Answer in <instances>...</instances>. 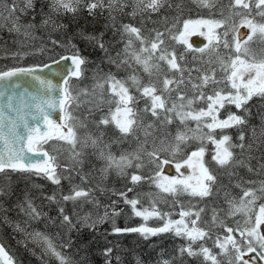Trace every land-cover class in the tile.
I'll return each mask as SVG.
<instances>
[{
	"label": "trees",
	"instance_id": "1",
	"mask_svg": "<svg viewBox=\"0 0 264 264\" xmlns=\"http://www.w3.org/2000/svg\"><path fill=\"white\" fill-rule=\"evenodd\" d=\"M4 1L8 2L7 8L11 6L12 1L15 2L16 11L14 14H20V16L17 15L18 23L23 29L17 31L13 24L1 26L0 70L10 67L40 65L63 53L78 50L79 54L86 59V63L83 67V75L75 81L83 89H89V87H85V82L88 80L85 73H89L85 71V67L87 70L97 69V71H93L98 73L110 72L111 76L116 73L120 80H127L132 73L136 74V71L121 64V55L118 52L124 43L123 26L130 24L139 28L141 35L146 34L150 39L155 38L159 29L163 30L165 39L168 40L166 41L167 51L175 53L176 60L181 66L182 75L180 71L176 75L177 80L187 78V70L193 60V56L190 54L193 51L182 52L185 50L183 44L174 40L176 45H173L172 36L177 33V29H180L184 20L192 19L197 15L196 7L193 8L195 4L192 1L194 0H166L158 12L139 11L137 0H119L111 10L108 7L97 8L91 13L86 7L90 0H81L75 13L65 12L63 9L54 11L51 7V0H33L31 8L26 7L24 0ZM105 3L107 4V0ZM219 3H221L219 6H222V9L220 10V7L217 6L213 10L222 12L225 9L224 4H228L229 0H223ZM216 5L214 3L212 7ZM134 10L136 11L135 15H133ZM45 19L48 20L46 25L42 23ZM24 31L29 33V38L22 36L21 33ZM90 37L96 39H90ZM53 41L58 43L53 44ZM99 43H102L104 48H100ZM41 48L44 51H38ZM29 50L34 53L24 58L19 56V54L23 55L22 52ZM181 56L183 59L180 58ZM108 57L112 59L105 60ZM171 76L173 75L170 74L169 77ZM129 88L133 89L132 86ZM83 89L81 92H84ZM100 93L101 90L95 88L94 92L88 96L91 106H85V109L90 118L97 117L98 114L108 109L104 106L106 102L100 100ZM92 96L93 99H90ZM259 105L263 106L264 104L262 102ZM108 106L110 105L108 104ZM86 126L89 128L88 125ZM101 128L103 127H92L90 134L94 135L97 140H103L110 147V151L118 152L121 146L123 148L128 146V149L124 151L130 152V144L136 146L129 140V136L132 134H121L116 132L114 128H110L109 125L105 132ZM151 130L142 129L133 135L137 137V141L140 143L144 140L156 142L157 134L153 137L147 136ZM101 132L105 134H100ZM254 133H256L255 129L253 132H244L242 144L250 146L251 143H256L253 145L259 146L261 150L257 151L256 155L258 153L264 155V139L259 140L255 136L252 137ZM232 134H237V132H232ZM239 141L237 134L235 142L239 144ZM237 147L231 151L233 150V153L240 155L243 149ZM43 148L51 156H54L59 164L57 167V175L60 178L59 185L52 183L42 174L14 171L0 173V212H8L7 217L11 219V221L0 222V242L16 264H59L55 257L44 254L42 247L32 237L34 232L50 235L57 250L69 260L70 264H162L163 261H169L170 264H212L211 261H205L202 255L189 256L186 252L181 255L180 249L186 248L189 242L184 241V235L178 236L174 231L155 236L150 235L147 238L139 232H115L114 228H136L142 225L157 228L163 225L161 218L150 217L145 221L143 217L134 215L131 206L125 203V198L120 195L121 192L126 193L128 199L137 198L140 201L137 205L138 209H150L152 200H155V206L161 213H174L180 207L193 210L195 219L194 214L199 213L197 227H201L208 235L204 239L192 243L193 249L199 251L201 246L211 247L212 254L217 257L220 264H228L229 258L221 253L215 245V241L217 238L223 241V237L228 235L223 225H232L233 218L228 217L223 223L217 224L213 217H219L224 213L226 201L232 197L231 195L237 196L236 192L239 191L237 185L241 186L251 178L249 171L255 168L256 162V160L253 161V158L247 162L246 159H243L246 157L236 156L229 165H214L216 167L212 166L211 163L207 165L208 160L205 159V166L216 177V180L211 183L210 195L198 197L175 193L165 195V199H160L158 194L154 193L155 190L148 187L144 179L138 186L125 182L124 185L120 186L121 188H112L109 180L98 182L90 178L91 180L87 181L83 178L84 173L88 171L87 164L82 161L83 154L71 160L70 167L64 162L69 148L74 149L70 144L66 146L64 142L53 139L43 145ZM65 168L72 172L77 171L76 178H73L74 173L71 172L69 174L71 177L67 179V175H64L67 172ZM151 173L142 175L137 171V175L144 178H148ZM244 176H248L249 179H244ZM74 188L88 191L89 196L79 198L75 202L64 201L62 197L69 195ZM129 188L132 191L129 192ZM21 189L22 191L27 190V194L33 195V197H35L34 194L41 195L44 203L48 201L47 204L43 205V208L38 206V210L36 209L40 213L38 217L28 216L27 202L29 201L16 198V191ZM54 190L59 196L57 199L54 198L55 200L52 202L49 199ZM147 192L151 195L148 196ZM93 197L96 199L94 200ZM261 203H264V198ZM109 207L113 208V212L105 218V209ZM61 208L64 210L63 215L70 217L72 227L62 224ZM217 210H221V214H217ZM100 212L105 218L103 221L99 220L102 217L99 216ZM84 217L89 218V224L94 222V227L83 224L82 219ZM109 249L110 252L107 251Z\"/></svg>",
	"mask_w": 264,
	"mask_h": 264
},
{
	"label": "snow or ice",
	"instance_id": "2",
	"mask_svg": "<svg viewBox=\"0 0 264 264\" xmlns=\"http://www.w3.org/2000/svg\"><path fill=\"white\" fill-rule=\"evenodd\" d=\"M119 0H90L86 4L89 12L97 8L108 7L110 10L115 7ZM139 11L141 12H158L161 7L164 6L166 0H137ZM195 3L202 7L211 8L216 0H194ZM254 2V7L259 10L256 14L264 18V0H232L231 7L236 10L234 15L240 16V24H233L231 26V31L234 33L235 42V55L234 58H230V63H227L224 70L226 71V79L231 84V90L226 94L221 91H215L213 95H205L202 91L195 99L205 101L207 107L200 108L196 110H185L191 109L194 103L193 99H187L183 95L176 98L179 103L173 101L171 107H168L169 97H164V93H170L173 89L169 88V85L173 83V80L164 78L162 81V88L160 90L161 94H157V87L155 84L149 83L147 85H141L140 81L136 76H131L129 79L132 81L133 87L136 88L138 92L141 93V98L145 99V108L143 111L151 112L153 117L159 118L161 114L164 115L165 122L171 123L172 118L168 116V113H174L178 117L181 123L186 122L191 119L197 121V126L199 129L200 123L203 118H211L210 123H206L205 127L209 129L207 138L216 144V154L212 157L221 166L229 165L234 160V154L230 150L235 147L230 142V137L228 135H223L221 139L217 140L212 135V131L219 129H226L234 125H243L245 123V118L241 115L235 113H229L226 119H218L217 113L220 108H224L225 104L234 105L236 109H243L245 112L248 111L247 105L252 98L261 97L264 98V59L256 61L253 59L252 62L242 59L239 53L241 50L245 54L248 53V48L245 46L248 41L253 39V35L259 34L262 41H264V23H256L254 19H250L249 16L252 12V6ZM27 8H31L33 5V0H24ZM81 0H51V7L54 11H59L63 9L65 12L75 13L78 10ZM243 9L247 11V15L239 11L238 9ZM9 17H11L15 11V3L8 7ZM24 11V9H21ZM136 14L134 10L133 15ZM2 16V13H0ZM43 24H47L48 20L42 21ZM226 22L224 20H211V19H197L191 20L186 19L183 21V30L177 29L178 35L172 36L173 40L178 41L182 44H187V34L190 28L193 27H204L207 28V35L209 43L213 41H219L220 37L215 32V29L225 26ZM246 25L247 28L251 29V34L242 44L238 35L239 27ZM15 30L19 31V25H15ZM124 32L130 37L134 36L140 41L142 47L139 52H133L132 56L137 64L143 66L144 71L148 72L149 75L152 73V69H159V62H166L170 69H180L179 64L176 62V56L174 52L169 53L167 49H161L159 55H156L160 46L163 45L164 41L161 39L163 35L157 32L155 38L151 41L145 39L141 36V31L139 28L132 25H124ZM203 34V33H202ZM228 31L224 32V36L227 37ZM90 39H96L95 37H90ZM58 42L53 41V44ZM224 47L229 48L230 44L227 39L223 41ZM132 40L129 39L128 44L125 46V52L131 48ZM100 48H104L102 43H99ZM74 47V46H73ZM191 48V45H188ZM202 51V50H201ZM146 54V55H145ZM183 59V56L180 57ZM59 60H71V66L65 65L62 69L63 72V83L64 87L59 88L57 84H54L51 79L42 77L37 73V69L40 65L30 66V67H10L4 70H0V81H10L14 77H19L21 75H28L37 81L40 85V89L37 93L29 94V98H25L23 94L19 96V106L16 103L17 97L13 94H8L7 91H0V173L6 170H11L14 172L22 173H35L43 174L52 183L59 185L60 178L57 175V164L56 158L50 156L47 151L43 150V145L47 144L50 140L58 139L67 141L73 148L77 144L76 134L73 127L69 126L67 122L71 121L73 118L68 111L69 106L76 100V97L72 95L70 85V78H79L82 75V66L86 63V59L79 54L76 50L71 56H60ZM59 60H53V63L60 67ZM153 60L156 63H153ZM114 62V61H113ZM126 62V61H125ZM223 63V62H222ZM43 67L47 68L48 65L44 64ZM230 70V71H229ZM217 83L213 76H204L202 79V85H207L209 82ZM177 83H183V80L177 81ZM126 82L116 79L114 76L109 75L107 78L98 82L95 86L101 90V94L107 86V90L111 96L109 104L115 103V110L109 108V112L106 116L102 117L98 122L99 125H109L115 124L121 133L128 134L133 131V126L136 125L137 111L134 108L136 102V97L129 93V88L125 86ZM13 87H18L13 85ZM194 89H200L201 85L193 84ZM234 90V91H233ZM55 92V96L53 93ZM186 101V103H185ZM59 108L65 113L63 120L66 121L64 124H58L55 119H53V110ZM44 128H42V125ZM67 128V132L63 131ZM194 139H202V137H193ZM188 139V136L184 132H177L174 140V144H169L166 148L161 147L155 149L148 153L150 159L156 164L157 168H160L161 164L158 160L160 152L170 151L173 155L180 151V145ZM240 140H244L243 134L240 136ZM91 143L93 146L97 145V139H92ZM163 143V142H162ZM243 149L244 145H239ZM204 147H200L197 151L191 153L188 158L183 162L189 167H193V158H196L195 167L199 168V175L196 177V182L189 183L190 178L186 179H176L162 177L159 171L150 177L152 183L163 193L175 194L177 192H187L191 196L205 197L211 194V183L216 180V177L212 175L207 167L204 166L202 162V157L204 155ZM43 153L42 157L39 159L34 158L33 155H39ZM74 158H78L80 153L74 152ZM100 156L108 162V167H115V169L124 174L126 167L132 165V160L127 156H121L119 160L114 158L111 154L105 155L101 151ZM133 159H139L138 155H134ZM137 168L140 167L139 164L136 165ZM181 164L176 165V169L179 172ZM144 177L132 174L130 176L131 182L135 185L143 180ZM240 187V185H237ZM128 191H132L131 188ZM259 193V195H258ZM121 196L125 198V203L131 206L134 215L138 217H143L147 221L150 217H158L164 219L168 214H163L156 208V201L152 200L150 209H138L137 205L140 201L136 198L128 199L127 194L124 192L120 193ZM89 192L84 189L74 188L71 190L69 195L62 197L64 201H77L79 198H87ZM264 198V181L261 182L259 189L247 188L243 190L242 196L239 199L230 200L229 203V215L235 216L237 213H242L245 217L243 225L237 222L238 226L233 229L231 227L227 228L226 231L228 235L225 236L224 240L221 241L219 238L215 241V245L220 249L221 253H229V245L231 249L234 250V255L229 259L228 264H249L248 260L244 259V251L246 248L248 253H254L257 251V247L260 251V259L264 260V234H261V225H264V203L259 205V211L255 213V219L253 221V205L258 199ZM50 199H54L51 197ZM63 208L60 209L62 214V224L69 225L72 227V222L69 216L63 215ZM27 214L36 218L40 215L36 208L27 202ZM193 213L181 210L179 213V220L168 219L161 227L149 228L146 226H140L136 228H114V231L119 232H139L145 238L148 236H155L160 233H166L174 230L176 235H186L190 241L187 248H181L180 253L183 255L185 252L189 256H199L202 255L205 261H211L212 264H220L217 257L212 254L211 250L201 246L199 251H195L192 247V243L197 240L204 239L208 233L203 229L197 227V221L199 220V213H195L196 219L186 220ZM107 217V212L105 213V218ZM103 219V218H101ZM215 220V216L213 217ZM89 218L84 217L82 223L94 227V222L92 224L88 223ZM189 223L191 227H189ZM234 231L239 232L242 240H237L232 233ZM33 239L37 244H39L44 254L51 257H55L59 264H70L69 260L57 250L54 242L50 237L41 232H34L32 234ZM110 252L111 250H107ZM255 258H253L254 264ZM0 264H14L11 256L5 251L3 245H0ZM162 264H170L169 261H163Z\"/></svg>",
	"mask_w": 264,
	"mask_h": 264
},
{
	"label": "rangeland",
	"instance_id": "3",
	"mask_svg": "<svg viewBox=\"0 0 264 264\" xmlns=\"http://www.w3.org/2000/svg\"><path fill=\"white\" fill-rule=\"evenodd\" d=\"M14 1H17V0H14ZM220 1H223V0H216L215 3L217 5L213 6L211 8L202 7L199 4L192 1L195 4L193 6V8L196 7V14L197 15L194 18H192L191 20H197V19L224 20L226 22V24H225V26H222L220 28L215 29V32L219 35L220 40L218 42L213 41L212 43H209V40H208V43L205 45L206 47L204 46V49H201L202 51L201 50H192L191 48L188 47L189 43L183 44V47L185 50H183L182 52L189 53L190 51L191 52L193 51L190 54L193 56V60L191 61V66L187 70L188 71L187 78L185 80H183V83H177V81H179V80H177L176 75H178L180 73V71H178L176 69H170L169 65L166 62H159V65H160L159 69L153 68L151 75H149L148 72H145L143 66L140 64H137L135 59L132 56V53L134 51L139 52V49L142 47L140 41L137 40L134 36L130 37L127 33H125L124 43L121 46V50L118 52L121 55V58H120L121 64L124 67L134 69L136 71V74L132 73V75H130V77L136 76L138 78V80L140 81L141 85H147L149 83L155 84L157 87V94H161L160 90L163 86L162 81L164 78H168L170 80H173V83L169 85V88H171L173 90L170 93H164L163 94L164 97L170 96V99L168 100V107H171V104L173 101L179 103V101H177L176 98L180 95H183L187 99H193L194 100V103L191 106V109L186 108L185 109L186 111L187 110L198 111L200 108L206 109L207 105H206L205 101L195 99V97H197L199 95L200 91H202L205 95H213L215 91H221L223 94H226L229 90H231V84L226 79L227 73L224 70V68H225L227 63H230V58H234L235 55H237V53L235 52V42H234V38H233L234 33H233V31H231V26L233 24L239 25L241 17L234 15V12L236 10H234L231 7L232 0H229L228 4H224L225 9L222 12H217V10H213L214 8H217V6L220 7L219 6L221 4V3H219ZM13 3H15V2L12 1V4H10V5L12 6ZM7 6H8L7 1L0 0V13H2V16H0V29H1V26L5 25V24H11V25L13 24V26L18 24L20 26L19 29H23V27L20 25V23H18V21H19L18 16H20V14H17L18 16L13 14L11 17H9ZM221 9H222V6L220 7V10ZM238 10L241 11L242 13H244L245 15H247L246 10H243L242 8L238 9ZM258 11L259 10H257L254 7V2H253L252 12H251V15L249 16V18L254 19V21L256 23H264V18H262L256 14ZM182 25H183V22L181 23V26L179 29L181 31L183 30ZM243 27H245L246 33L244 34V36H242V38H240V41L242 44L244 43V41L247 40L249 34H251V29L247 28L246 25H244ZM159 31H161L160 33L163 34L161 36V39L164 41V43H163V45L160 46V49H158L156 55H159V51L161 49H168V46L166 44V41H168V40L165 39L164 31L161 29H159ZM225 31H228L227 37L224 36ZM21 34L24 38H29V33L27 31H24ZM176 34H178V32ZM192 34L201 35L204 38H208L207 28H204L202 26L190 28V30L187 34V37L189 35H192ZM141 36L144 37L145 39L149 40V41L153 40V39L148 38L146 36V34L141 35ZM0 37H1V35H0ZM129 39L132 40V45H131V48L126 53L125 52V46L128 44L127 41H129ZM225 39H227L229 44H230L229 48L224 47L223 41ZM172 43H173V45L174 44L176 45V42L174 40ZM245 46L248 48V53L245 54L243 52V50H241L239 55L241 56L242 59L248 60L249 62H252L253 59H255L256 61H259L260 59H264V41L261 40L258 33L253 35V39L251 41H248V43ZM38 51H44V49L41 48V49H38ZM33 53H34L33 51L29 50L26 52H22L23 55L19 54V56H22L24 58L30 54H33ZM110 59H112V58L108 57V59L106 58L105 60H110ZM176 62L180 66V63L177 60H176ZM153 63H156V61L153 60ZM180 69H181V66H180ZM93 70L97 71V69L87 70V68L85 67V71L89 72V73H85V77H87L86 79H88L85 82V87L86 86L89 87L88 90H85V89H83V87L81 85L76 84L75 80L74 81L70 80V85H69L71 92H72V95L76 97V100H74L73 103L68 108V111L70 112L73 119L67 123L69 126L73 127V130L76 134L77 144H76L74 149L69 148L68 155L65 156L64 162L67 164V166L70 167V164H69L70 161L75 159L74 155H73L74 152L78 151L80 153L79 156H82V154H83L82 161L85 164H87L86 167L88 170L87 172L84 173V176H83L84 179H86L87 181H90L91 180L90 178H93L98 182H103V181L109 180V184H112L111 185L112 188H121L120 186L124 185L125 182L129 183V184H133L130 180V176L132 174H137V171L140 172L142 175H144L145 173H148V172L149 173L152 172L149 175V177L144 178V180L147 182L149 188H153L155 190L154 193L158 194L157 196L160 197V199L161 198L165 199V195L168 196V195H173V194L161 192L156 187V185L151 182V180L149 178L152 177L156 171H159L162 177L176 178V179L190 178L189 183L194 184L196 182V177L199 175V168L195 167L196 158H193V165H194L193 167H189L188 165L184 164L183 162L188 158L189 155H191L192 152L197 151L200 147H204V149H205L204 155L202 157V162H203L204 166L206 165V163H204L205 159L208 160L207 165L210 163L212 164V166L219 165L216 161H214L212 159V157L216 154V151H217L216 144H214L211 140H209L207 138V134L209 132V129H207V127H205V124L211 122L210 117L209 118H203L202 122L200 123L199 129L197 126V121L189 119L186 122L181 123L180 119L178 117H176L174 113H168V116H170L172 118L171 123L165 122V118H164L163 114H161L159 118L153 117L151 115V112L143 111L145 108V99L141 98V93L138 92L135 87H133L132 81L129 78L127 80H122V81L126 82V85H125L126 87L129 88V86H132L133 89L131 90L129 88V93L131 95H133L134 97H136V102L134 104V108L137 111V116H136L137 123H136V125L133 126V131L130 132V134H132V135L129 136V140L132 141L133 143H135L136 146H132L130 144V147H129V149H131V150H129L130 152L124 151V150L128 149V146H126V148H123L121 146V148L118 149V152H114V151H110V147L107 146L106 143H104V141L101 139L97 140L96 146H93L91 143V140L96 139V138L94 137V135L90 134V129L92 127H95V126L96 127H103V128H101V130L105 132V129L108 125H99L98 122L101 120L102 117H104L108 114L110 107L112 108L113 111L115 110V103L109 104V100L111 99V96L107 90V86H105V90L103 91V94L100 93V96H101L100 100H103L104 102H106V104L104 103V106L108 107V109L106 111H104L103 113L98 114L99 116H97V117H91L90 118V116L87 115L85 106H91L89 104L88 96L94 92V90L96 88L95 86L97 85L98 82L102 81L103 79H105L109 75H111L110 72L105 71L104 73H98V72H94ZM113 72L114 71H112V73ZM170 74H172L173 76L169 77ZM206 75L210 76V77L214 75V79L217 83H212L210 81L207 85H202V79ZM112 76H114L116 79L120 80L119 77L116 75V73ZM193 84L201 85V88L200 89H194L192 87ZM82 89L84 92H81ZM225 90H228V91L224 92ZM90 99H93V96L90 97ZM262 102L264 104V98L254 96L252 98V100L249 101L248 105L246 106L248 109L247 112H245L243 109H236L234 105H229L226 103L224 108L219 109V112L217 113L218 119H220V120L226 119L227 116L229 115V113H235L237 115L243 116L245 118V123L243 125H234L232 127L226 128V129L217 128V129L212 131V135L217 140L221 139L223 135H228L231 138L229 143H231L232 145L235 146V147H232L231 149H235L237 146L242 144V141L240 140V136H241V134L244 135V132H246V131L253 132V130L255 129L256 133H254V135L252 137L255 136L259 140H263L264 139V105L263 106L259 105V104H262ZM107 103L110 106H108ZM185 103H186V101H185ZM91 119H92V122H91ZM89 122H91V124H89ZM86 125H88L89 128ZM109 127L114 128L116 130V132H120L114 123L109 124ZM142 129H144V130L152 129L151 133H147V136L153 137L155 134H157L156 135L157 141L155 142L154 140L153 141L152 140H150V141L144 140L141 143L138 142L137 137L134 136L133 134L140 132ZM81 130H82V132H81ZM178 131L184 132L188 136V139L180 145V151L175 153L174 155L170 151L160 152L159 156H158V160H159L161 166H160V168H157L156 164L153 163L152 160L150 159L148 153L152 152L154 150V148L155 149H159L161 147L166 148L169 144H174L175 143L174 138H175ZM232 132H237V134L239 136V140H240L238 142L239 144H237V142H235V138H236L237 134H232ZM100 134L104 135L105 133L101 132ZM193 137H202V139H194ZM59 141L64 142L66 146H68L70 144L67 141H63V140H59ZM99 143L101 146L99 145ZM253 144H256V143H251L250 146H244L243 152H241L240 155L233 153L234 158L236 156L246 157L243 159L244 160L246 159L247 162H248V160L253 158V161L256 160V162H255V168L249 171L250 172L249 176L251 178L249 179L248 176H244V179H249V180L244 182V184L239 187V191L236 192L237 196L231 195L232 197L226 201V207L224 209V213L221 214V210H217V212H218L217 214H221L219 217H216V219H215V222L217 224L223 223L224 220L228 217L233 218L232 225H230V224L229 225H223V227L226 229L229 227L235 229L238 226L237 222H239L240 225H243V221L245 219V217L243 216L242 213H237L235 216L229 215L228 214L229 213V203L228 202L230 200H233L234 198L238 200L239 197L242 196L243 190H246L247 188L251 187V188L259 189L261 182L264 181V159H263L264 155H261L259 153L256 155L257 151H261V150H260L259 146H256L257 147V149H256L255 145H253ZM112 145L114 146V144H112ZM237 148H239V147H237ZM88 150H89V152H88ZM101 151H103L105 155L111 154L117 160H119L121 156H127L129 159L132 160V165L130 167H126L124 170V174H121L115 169V167H111V168L108 167V162L105 159H102L100 156ZM232 152H233V150H232ZM134 155H138L139 159H133ZM166 161H171L174 164L175 168H176L177 164H181L180 170H179V172L177 171V174L175 177H169V176H167L161 172L162 164ZM253 161H252V164L254 165ZM56 164L58 167L59 164L57 162H56ZM137 164L140 165L139 168L136 167ZM78 167H80V166H78ZM214 167H216V166H214ZM65 169L67 172L64 175H67L66 178L68 179L69 177H71V176H69V174L72 171L67 170V168H65ZM76 172L77 171L72 172V173H74L73 178H76ZM254 172H255V174H254ZM252 174H254V175H252ZM127 178H128V180H127ZM141 181L139 183L133 185V186H138L141 183ZM16 192H17V193H15L17 195L16 198L23 199L22 201H30L31 204L37 210H38V206H42V208H43L44 207L43 205L48 203V201H46L44 203V200L41 199L42 198L41 195H35L34 194L35 197H33V195L27 194V190L22 191V189H21V190L16 191ZM177 193L188 194L187 192H177ZM147 194H148V196L151 195V193H149V192H147ZM258 195H259V193H258ZM58 196L59 195L54 190V192L52 193V197L57 199ZM55 199H49V200H51L53 202ZM93 199L95 200L96 198L93 197ZM261 202H263V198L258 199L256 201V203L253 205V213H252L253 221L255 219V213H257L259 211V205L261 204ZM139 206H141V205H139ZM10 207H12V205H10ZM181 210L188 211L191 213L194 212L193 210H187V209H184L181 207L178 208L174 213L163 212L162 215L163 214H168V215L164 217L162 222L165 223L168 219L179 220L180 219L179 213ZM105 212H107V215L109 216V215H111V212H113V208L112 207L106 208ZM7 215H8V212H5V213L0 212V222L11 221V219H9L7 217ZM99 216H102L103 219H105L102 212L99 213ZM101 218L99 220L103 221V219H101ZM185 219L190 221L191 219H195V218L192 215L191 217L185 218ZM189 227H191L190 223H189ZM199 228H201V227H199ZM172 231H174V230H172ZM260 231H261V234H264V225H261ZM45 235H47V234H45ZM232 235L237 240H242V238L239 235V232L234 231L232 233ZM47 236L50 237L51 239H53L50 235H47ZM183 237H184V241L186 243H188V242L190 243V241L186 235H184ZM224 238L225 237H223V240H224ZM198 241L199 240L195 241L194 243H196ZM187 247H188V245H186V248ZM228 247L230 250L229 253L228 254L223 253V254L227 255V257L230 259L234 255V250L231 249V245H229ZM210 248H208V249H210ZM242 251H244V253H245L244 259L248 260L249 264H253V259L251 258L252 253H248L246 248L243 249ZM257 251H258V256L260 259L259 254H260L261 250L258 247H257ZM254 264H264V260L260 259V260H257L256 262L254 261Z\"/></svg>",
	"mask_w": 264,
	"mask_h": 264
},
{
	"label": "water",
	"instance_id": "4",
	"mask_svg": "<svg viewBox=\"0 0 264 264\" xmlns=\"http://www.w3.org/2000/svg\"><path fill=\"white\" fill-rule=\"evenodd\" d=\"M245 33H246L245 28L243 26H240L239 32L237 33L239 38H242V36H244ZM187 38H188L187 39L188 43L194 49H201L202 47H204L206 43L205 39L201 35L192 34L189 35ZM72 54L74 53H65L62 54L61 56H71ZM59 58L60 56L53 60H59ZM53 60L44 63L48 65L47 68L43 67L44 64L40 65V67L37 69L36 74L45 77L47 79H51L54 84H57L59 88L62 89L64 87L62 69L64 68L65 65L71 66V60H67V61L59 60V64H60L59 68L55 63H53ZM25 67H30V66H25ZM13 85H17L18 87H13ZM39 89H40V85L38 84V82L33 80V78L28 75H21L19 77H14L10 81H0V91H7L8 94L15 95L17 97L16 103L18 106H19V96L21 94H23L27 99L29 98V94L37 93ZM53 95L55 96V92L53 93ZM62 117H64L63 111H61L59 108L53 110V119H55L58 124H64V120L62 119ZM41 126L42 128H44L43 124ZM66 130L67 128L63 129V131ZM30 155H33L34 158L39 159L42 157L43 153L41 152L39 155L36 154H30ZM174 167L175 166L171 162L166 161L162 164L161 172L169 177H172L174 172ZM0 245L3 244L0 242ZM4 249L9 254V252L6 250L5 247ZM14 264L16 263L14 262Z\"/></svg>",
	"mask_w": 264,
	"mask_h": 264
},
{
	"label": "bare ground",
	"instance_id": "5",
	"mask_svg": "<svg viewBox=\"0 0 264 264\" xmlns=\"http://www.w3.org/2000/svg\"><path fill=\"white\" fill-rule=\"evenodd\" d=\"M206 11V10H205ZM217 13V12H216ZM154 39V38H153ZM128 42V41H127ZM199 61V60H198ZM213 61V60H212ZM83 67H84V65L82 66V75H83ZM212 68V67H211ZM81 75V76H82ZM144 78V77H143ZM244 113V112H243ZM169 162H171V161H169ZM172 163V162H171ZM173 164V163H172ZM147 168V167H146ZM176 174H177V170H176V168L174 167V172H173V175H172V177H175L176 176ZM10 254V253H9ZM11 256V255H10ZM14 261V260H13ZM15 262V261H14ZM16 263V262H15Z\"/></svg>",
	"mask_w": 264,
	"mask_h": 264
},
{
	"label": "flooded vegetation",
	"instance_id": "6",
	"mask_svg": "<svg viewBox=\"0 0 264 264\" xmlns=\"http://www.w3.org/2000/svg\"><path fill=\"white\" fill-rule=\"evenodd\" d=\"M251 256H252V257H251L252 259L255 258V260H254L255 262H256L257 260H260V259H259V256H258V252H254V253H252Z\"/></svg>",
	"mask_w": 264,
	"mask_h": 264
}]
</instances>
